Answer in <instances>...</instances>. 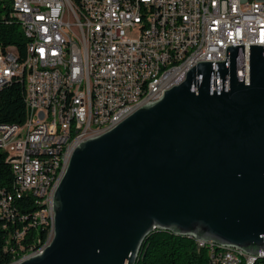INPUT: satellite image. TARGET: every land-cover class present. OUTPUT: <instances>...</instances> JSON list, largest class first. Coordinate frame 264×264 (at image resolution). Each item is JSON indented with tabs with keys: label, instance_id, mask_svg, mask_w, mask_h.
<instances>
[{
	"label": "water",
	"instance_id": "1",
	"mask_svg": "<svg viewBox=\"0 0 264 264\" xmlns=\"http://www.w3.org/2000/svg\"><path fill=\"white\" fill-rule=\"evenodd\" d=\"M50 212L49 241L15 264H135L153 230L264 251V46H226L76 145Z\"/></svg>",
	"mask_w": 264,
	"mask_h": 264
},
{
	"label": "built area",
	"instance_id": "2",
	"mask_svg": "<svg viewBox=\"0 0 264 264\" xmlns=\"http://www.w3.org/2000/svg\"><path fill=\"white\" fill-rule=\"evenodd\" d=\"M13 1L33 42L30 60L22 59L20 43H6L0 0V89L20 81L24 103L21 125H0V152L6 154L14 194L36 198L32 225L49 229L53 179L76 145L158 100L197 62H223L226 46H264V0ZM174 10H181V18H174ZM154 69H161V77L146 98L136 99L142 76ZM66 91L76 95V118L64 115ZM70 120H77V128H70ZM58 124H65V136L54 139ZM11 200L0 196L7 220L13 217ZM22 235L16 232V240ZM196 246L208 249L210 264L264 257V251L254 256L236 249L220 253L219 246L201 241ZM238 255H246V262H238Z\"/></svg>",
	"mask_w": 264,
	"mask_h": 264
},
{
	"label": "trees",
	"instance_id": "3",
	"mask_svg": "<svg viewBox=\"0 0 264 264\" xmlns=\"http://www.w3.org/2000/svg\"><path fill=\"white\" fill-rule=\"evenodd\" d=\"M6 6V21L1 27L7 44H19L22 49L25 41L21 29L16 24L9 25L10 10ZM13 38V39H12ZM24 118L23 85L13 80L0 89V125H21ZM12 175L6 163V154L0 152V196L10 195L12 219L8 208H1L0 216V264H10L14 259L33 252L37 253L48 242L51 229L48 226L32 225V217L39 210L36 198L30 195H16L12 188ZM16 232H23L16 240ZM192 239L176 236L169 232L153 230L143 240L135 264H210L206 247H197ZM221 252V251H220ZM251 264H264L263 259Z\"/></svg>",
	"mask_w": 264,
	"mask_h": 264
},
{
	"label": "bare ground",
	"instance_id": "4",
	"mask_svg": "<svg viewBox=\"0 0 264 264\" xmlns=\"http://www.w3.org/2000/svg\"><path fill=\"white\" fill-rule=\"evenodd\" d=\"M4 2L8 4L10 10V21L8 22V24L11 25L14 23L18 25V27L21 29L22 36L25 41L24 48L22 49L21 47L22 59L30 60L31 43L33 42V33L29 31L26 25L25 18L17 15V9L14 4V1L3 0V6H4ZM174 18H181V10H174ZM5 20H6V6H5ZM82 49H89V42H82ZM160 77H161V69H154L153 73H145L142 76V83L139 86L138 92H136V99L146 98L150 94L151 83L156 82L157 78ZM182 81L183 79H181V82ZM75 104H76L75 93L73 91H66V103L64 105V115H68V118H76ZM70 128H77V120H70ZM61 136H65V124H58L55 128L54 139H61ZM54 167H61V160H54ZM61 175L62 173H58L57 175L54 176L52 192L56 184L58 183V180L60 179ZM0 216H1V208H0ZM195 242L197 244V241ZM220 251H221L220 253H233V248L220 247ZM259 259L264 260V257H250L248 264H251L252 262L257 261ZM238 262H246V255H238Z\"/></svg>",
	"mask_w": 264,
	"mask_h": 264
}]
</instances>
